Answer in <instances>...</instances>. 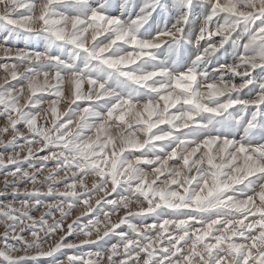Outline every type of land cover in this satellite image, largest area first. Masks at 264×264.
Returning a JSON list of instances; mask_svg holds the SVG:
<instances>
[{"label":"snow or ice","instance_id":"6c2138e0","mask_svg":"<svg viewBox=\"0 0 264 264\" xmlns=\"http://www.w3.org/2000/svg\"><path fill=\"white\" fill-rule=\"evenodd\" d=\"M0 54V264H264V0H0Z\"/></svg>","mask_w":264,"mask_h":264},{"label":"rangeland","instance_id":"374dc122","mask_svg":"<svg viewBox=\"0 0 264 264\" xmlns=\"http://www.w3.org/2000/svg\"><path fill=\"white\" fill-rule=\"evenodd\" d=\"M0 55H2V54H0ZM4 61L3 60H0V63H3ZM0 76H3V72L2 71H0ZM62 258V257H61ZM27 264H32V262L31 261H29V262H27Z\"/></svg>","mask_w":264,"mask_h":264}]
</instances>
